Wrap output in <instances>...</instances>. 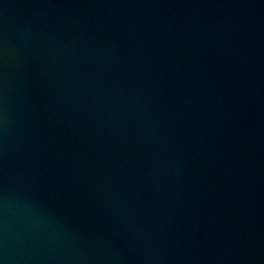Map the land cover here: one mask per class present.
<instances>
[{"label":"water","instance_id":"obj_1","mask_svg":"<svg viewBox=\"0 0 264 264\" xmlns=\"http://www.w3.org/2000/svg\"><path fill=\"white\" fill-rule=\"evenodd\" d=\"M0 264H264V0H0Z\"/></svg>","mask_w":264,"mask_h":264}]
</instances>
